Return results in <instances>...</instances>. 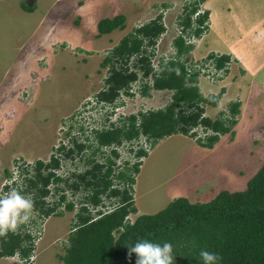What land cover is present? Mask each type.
I'll return each instance as SVG.
<instances>
[{"label": "rangeland", "instance_id": "rangeland-1", "mask_svg": "<svg viewBox=\"0 0 264 264\" xmlns=\"http://www.w3.org/2000/svg\"><path fill=\"white\" fill-rule=\"evenodd\" d=\"M36 1L0 0L1 195L4 194H2V186L6 183V179L12 175L13 168L18 163H23V160L35 163L39 156L48 158L53 142L55 146H58L59 140L64 138V130L59 132L62 125L74 123L76 120L73 118L76 116L82 115L83 120L84 117L85 119L86 117L92 118L106 112V109H99L95 100L96 95L105 88L106 79L109 76V67L102 65L103 59L111 51V48L116 43L118 44L136 25L154 18L158 14V9L164 6V3H160L155 8L154 4L157 2L155 0H96L93 5L79 9L77 5L74 6L75 3H72L71 0H38V3ZM22 2L28 7L35 6L37 9L30 13L21 6ZM181 4L177 2V5ZM178 10L179 8H176V11ZM45 12L47 14L42 19V14ZM117 15L126 16V28L116 30L112 36L110 35L111 37L98 38L99 21L111 19ZM172 20L170 19V22ZM52 42L59 44L53 49L55 55L52 54V50H49ZM80 43L85 44L88 50L84 51L85 49L80 47ZM163 48H166V45ZM224 81L225 79L217 85H221ZM198 85L199 83H197L199 88L200 85ZM142 88L143 86H132L130 93L133 97L132 99L125 97L121 109L117 110L120 115L122 112L129 114L136 111L141 114V110L143 112L164 108L170 102L168 98L174 94V91L156 92L152 89L149 96L145 97L142 94ZM253 99L250 105L252 111L257 114V118L262 119L255 125L258 130L261 127L258 124L264 122V90L255 93ZM84 104L88 105L85 110H88L89 107L95 110L91 113H82L81 108ZM207 107L205 105L206 109ZM223 108H226L225 105ZM70 116H72L71 121H62ZM255 127L252 132L256 131ZM74 131L77 132V128L70 132L71 137L67 141L72 140L76 134ZM227 135L229 136L223 135L221 138L231 137L230 134ZM171 144L172 146L169 144L162 147L153 159V163L157 161V169L160 171L158 179L166 184L160 185L157 193L143 195L138 199V204L141 207L150 209V201L159 197L160 201L154 207L155 210L158 209L156 213L166 208L171 201L168 188L178 186L179 183L186 180L184 178L191 177L188 179V184L182 188V190H187L190 195L195 186H199L201 183H204L202 188H205L209 186V183L213 185L216 181L219 182L222 169L227 168L230 171L234 169L233 174L236 173L235 170L239 172V175L243 172V175L240 176L242 180L238 178L237 181L232 182L238 191H242L241 189L244 190L248 181L257 173L258 165L263 163L264 151L263 154L251 156L248 154L246 145L241 141L230 146H226L229 144L226 143L214 152L207 153L205 151L202 157L194 149L195 144L189 139L176 137L172 139ZM130 147L131 150L137 149L139 142L133 143ZM92 150L90 149V151ZM126 156L128 154L123 158L127 160ZM163 157L165 160L159 164ZM199 157L201 158L198 162L187 166ZM104 161H106L105 156L99 159V162ZM123 162L124 160L121 159V163ZM68 164L69 161L63 166L69 168ZM183 165L187 170L181 168ZM195 169L200 170L203 176L195 173ZM6 170L11 174L9 177L3 176ZM42 172L46 174L47 170L43 169ZM176 172L177 174L179 172L180 176L174 178L175 185L167 184V178ZM61 174L66 175L65 170ZM69 180L72 179L69 178ZM147 184L146 177H143L140 185L141 190ZM241 185H243L242 188ZM38 188H41L40 184ZM82 191L85 190L80 189V193L77 192L76 202L79 199L83 202L82 200L88 193L87 191L84 194ZM137 194L136 191V196ZM111 200L107 199L105 205L120 202L116 199ZM34 215L35 213L26 223H29ZM140 215L141 213L137 211L132 213L130 218L134 222ZM76 218L77 214L74 210H67L62 215L53 212L50 216L45 217L40 224L34 226L31 230L34 235L32 243L35 247L32 264H62L61 256L64 255L66 246L64 241L73 231ZM23 224H19L15 231L23 232ZM0 264H26V261L22 260L19 255H15L14 257L0 258Z\"/></svg>", "mask_w": 264, "mask_h": 264}, {"label": "trees", "instance_id": "trees-1", "mask_svg": "<svg viewBox=\"0 0 264 264\" xmlns=\"http://www.w3.org/2000/svg\"><path fill=\"white\" fill-rule=\"evenodd\" d=\"M203 1L198 0L192 4L188 15L182 21L186 27L191 24L190 15ZM21 6L30 13L36 9L35 6H26L24 2ZM160 18L159 16L129 32L103 59L102 65L109 67L110 76L106 81L109 89L107 87L101 91L99 94L101 99L114 102L119 91L127 89L129 84L137 79L136 72L128 71V63L134 54L142 51L144 38H149L154 44L164 31L163 25L159 22ZM208 19L209 12L206 11L200 17L199 24L202 25ZM126 21L125 15L99 21V37L117 29L124 30ZM201 32V29L196 30L198 35ZM175 45L180 54H188L193 49L192 46H186L182 38L176 39ZM229 60L230 57L225 55L216 58L218 67H223ZM141 63L142 65L136 66L141 67L147 76L151 71L147 58H143ZM197 83V76L187 78L183 63L169 62L156 78L154 88L159 91H174L171 105L141 113L139 127L136 125V117H129L123 127L100 133L99 144L115 141L123 143L144 135L156 145L165 137L183 134L195 139L200 146L213 149L221 140V135L230 134L232 139L235 136L234 127L237 120L226 121L223 112L215 119L204 116L205 105L218 106L221 94L205 98ZM142 92L144 96H148L150 89L145 86ZM240 107V102H231L226 108L235 117L241 113ZM199 125L219 135H211L205 139L197 138L198 134L193 130ZM87 159L86 172L81 175L78 182L69 184V187L80 189L81 186H85L91 194L86 201L94 206L100 205L101 195L110 191L109 197L119 199L120 205L113 212L95 220L86 207L82 208L77 214L74 231L69 234L68 244L64 248L65 253L61 256L62 264H136L137 256L133 253L129 258L128 248L140 240L160 244L170 242L173 245V264H204L199 255L201 250L218 254L220 259L216 264H264V164L248 181L245 190L235 192L224 190L205 203H192L185 197H179L158 213L140 215L133 224H130L125 222L126 217L137 212L132 187L136 180L131 173H139V165L135 164L134 168L127 167L115 176L111 160L105 165H99L93 159ZM102 166L106 171L102 170ZM53 176L51 173L48 177H43L39 173L38 182L42 181L47 185ZM115 177L128 186L121 190L111 189ZM56 181L61 180L57 178ZM38 182L30 181L33 185L39 184ZM62 200H65L64 196ZM36 209L47 216L54 212L53 208L45 209L38 203ZM67 210H74L73 203L67 205ZM58 214L62 215L63 212ZM0 242L2 244L0 258L14 256L17 252L26 258L33 252L32 236L26 232L0 235Z\"/></svg>", "mask_w": 264, "mask_h": 264}, {"label": "crops", "instance_id": "crops-1", "mask_svg": "<svg viewBox=\"0 0 264 264\" xmlns=\"http://www.w3.org/2000/svg\"><path fill=\"white\" fill-rule=\"evenodd\" d=\"M71 1L72 3H75L74 6L77 5V8L80 9L82 7L93 5L96 0ZM185 1L186 0H155L156 4H154V7L157 8L160 3H169L171 5L177 4V2L183 3ZM36 3H38V0ZM202 5L206 11L209 12V29L199 44L194 47L193 55L196 58H202L212 54L225 55L231 57L234 60V63L229 75L221 85L210 84L205 80H201L199 81L200 86H198L201 94L205 98L221 94L218 106L207 107L206 115L209 118L215 119L224 105L227 107L231 102H240L241 113L238 115V123L234 128L235 136L232 139L231 137L228 139L221 138L213 149L202 147L194 139L183 134H175L159 140L152 152L145 157L136 177L134 202L137 211L141 213V215L154 214L158 210H155L154 207L158 205L160 201L159 197H155L154 200L150 201V209L141 207L140 204H138V199L143 195L148 196L149 194L157 193L158 187L162 184H166L158 179L160 171L157 169V161L153 163V159L162 147L169 144L172 146V139L176 137L189 139L195 144L194 149L199 152L201 157L204 156L203 153L205 151H207V153L214 152L219 150V148L226 143H229L226 146H230L235 145L240 141L246 145L248 154L251 156H254L255 154L259 155L260 153L263 154L264 151V122L258 124L261 126V130L259 131L260 128L257 130L255 125L259 121H262V119L257 118V114L252 111L250 106L251 102L254 100V94L260 93L264 90V0H204ZM150 6H152V3H150ZM46 14V12L42 14V19L45 18ZM115 31L110 34H105L103 37H111ZM68 43L71 44L69 41ZM57 45L59 46L58 42H52L50 45L49 50H52V54H54L53 49L56 48ZM80 47L84 48V51L87 49L85 44L80 43ZM165 91L167 92L168 90ZM254 127L256 128V131L252 132ZM201 157L195 158L193 162L191 161L192 163L187 166H190L191 164L194 165ZM164 160L165 158L163 157L159 164ZM263 164L264 157L262 165ZM262 165H258L256 170H259ZM181 168L187 170L185 165ZM204 168L207 169V167ZM232 171H234V169H231V171L227 168L222 169L219 182L216 181L213 185L209 183V186L205 188H202L204 183H201L199 186H195L193 193L190 195L187 190H182V188L188 184V179L191 177L184 178L186 180L176 186L173 183L174 178L180 176V173L178 172L177 174L176 172L167 178V184L173 183L175 185L168 188V192L171 196L170 200L173 201L176 198L185 197L192 203H205L214 199L221 191H238L232 182L237 181L238 178L242 180V177L240 176L243 175V172L239 175L237 170H235V174H233ZM195 173H198L199 176H203L201 175L200 170L195 169ZM143 177H146L148 184L143 190H141L140 185L142 184ZM221 183L222 185H219ZM242 186L243 185L240 187L242 188ZM136 191L138 192L137 196Z\"/></svg>", "mask_w": 264, "mask_h": 264}, {"label": "built area", "instance_id": "built-area-1", "mask_svg": "<svg viewBox=\"0 0 264 264\" xmlns=\"http://www.w3.org/2000/svg\"><path fill=\"white\" fill-rule=\"evenodd\" d=\"M198 0H186L181 5L177 4H169L167 6H162L158 9V14L152 18L156 19L157 17L160 18V23L164 27V31L159 35V37L155 40L156 42L152 44L150 42L149 38H144L142 51L138 54H135L131 57L129 63H128V71L132 72L135 71L138 74V78L130 84L131 89L132 86L136 85L138 87L143 86V84H148L149 86L154 85V80L157 78L160 73L162 72L163 68L172 61H179L184 64L187 78L197 76L198 83L201 80H205L210 84H219L224 79L227 78L229 75V72L232 69V65L234 63V60L230 58L229 61L225 63L223 67H218L216 58L221 57L219 54H215L214 57H210V55L204 56L202 58H196L193 55V49L188 54H180L178 52V48L175 45V40L178 38H182L184 40V44L186 46H192L195 47L199 44L203 36H205L209 29V21H205L202 25L199 24V19L202 15L206 13V9L203 7L202 3L199 4L198 9L190 15L191 24L189 27H186L182 21L184 18L188 15L189 10L191 9L192 4H194ZM176 8H179L178 11H176ZM188 8V10L186 9ZM170 19H173L172 22H170ZM151 20V19H150ZM150 20H147L148 22ZM147 22H140L137 25V28L142 27ZM201 29L202 32L200 35L196 33V30ZM166 45V48H163V46ZM143 58H147L148 64L151 66L152 71L149 74V77L147 79H144V70L139 67L136 68V62H141ZM142 65V63H140ZM130 89V91H131ZM126 91L120 90L119 96L117 97L116 101L119 102L121 100L124 101L125 97L128 99H132L125 93ZM169 103L166 104V106L171 105L172 98L169 99ZM121 107H118L117 110L119 111ZM179 110V109H178ZM221 112L224 113V119L226 121L231 120H237L238 116H232L231 113L227 110V108H222ZM119 113V112H118ZM137 114V126L139 127L141 124V117L140 114ZM123 116H127L128 114L122 112ZM206 116V114L204 115ZM118 118V115H117ZM64 128H60L59 131H62ZM193 131H196L198 136L197 138L205 139L208 136L211 135H219L218 133L214 132L211 129L206 130L202 125H199L197 128H195ZM192 131V132H193ZM135 142H139V147L137 149L131 150V145ZM107 147V148H106ZM104 148V151L106 152L105 156L111 157L112 159H115L113 156V153L111 151H115L118 154V158H116L117 163L114 165V175L117 176L121 170H125L127 167L134 168L135 164H138L139 167H141V164L143 163L146 155L150 154L154 148L153 142L151 139H149L147 136H140L137 139H133L132 141H124L123 143H113V145L106 146ZM144 152L141 154L140 152ZM128 154V159L123 158L124 155ZM130 157H133L132 159ZM121 159L124 160L123 163H121ZM24 166H27L26 163H18L15 168H13L12 176L15 177L14 180L21 179L23 176L22 174V168ZM124 167V168H123ZM59 169L54 171V178L50 181L47 189L51 194L54 195L52 198H50L47 201V206L54 209V212H66L67 211V205L69 203H73L74 205V211L76 214L80 213L83 207H86L88 209V212H90L93 215V220L101 217L102 215L109 214L113 212L115 209L118 208L120 205V202L113 203L111 205L107 204L105 205L106 200H119L114 197H109L110 191H107L106 194L101 195V203L98 206H94L90 202L85 201L86 197H90V192L86 194L85 198L75 201V198L77 196V192L73 188H70L66 185H64L61 182L55 181V178H57L60 173ZM134 179L136 180L138 173H131ZM46 175V174H44ZM29 178L35 179L36 176L34 172L31 170L29 173ZM128 185L124 184V182H121L119 179L115 177L113 186L111 189H124ZM133 190L135 189V184L132 185ZM130 188V187H129ZM65 197V200L63 201L62 198ZM78 196L79 193H78ZM134 196V194H133ZM77 199V198H76ZM111 200V201H112ZM106 211H105V210ZM100 212L102 214H100ZM45 218L44 215L37 217L36 222L31 219L28 223V228L26 230V233L30 234L31 236H34L31 232V230L34 228V226L40 224L42 220ZM127 223H134L132 219L130 218V215L126 217ZM123 230V228H121ZM74 231V230H73ZM13 232V231H9ZM8 232V233H9ZM18 231H14L13 233H16ZM20 232V231H19ZM33 238V237H32ZM66 244L68 243V239L64 241ZM29 264V263H26Z\"/></svg>", "mask_w": 264, "mask_h": 264}, {"label": "clouds", "instance_id": "clouds-1", "mask_svg": "<svg viewBox=\"0 0 264 264\" xmlns=\"http://www.w3.org/2000/svg\"><path fill=\"white\" fill-rule=\"evenodd\" d=\"M167 5H169V4H167ZM153 20H155V19H151L149 22L145 21V22H147L145 24H148ZM136 28H137V25L135 26V28H133V30ZM143 43H144V41H143ZM117 45H115V46H117ZM113 48H111V50ZM193 49H194V47H193ZM110 52H108L107 55ZM221 56H223V55H221ZM140 63L141 62H136V64H140ZM138 68L139 67L136 66L135 69H138ZM151 71H152V68H151ZM132 72H135V71H132ZM136 74H137V72H136ZM149 74L147 76L144 75V79H147L149 77ZM109 76H110V72H109ZM108 77H107V79H108ZM137 78H138V74H137ZM107 79H106V81H107ZM155 80H156V78H155ZM155 80H154V84H155ZM130 84H129V87H127V89H124V90L126 91L125 92L126 95H128L129 97L132 98L133 96L130 93V89H131ZM106 85H107V83H106ZM106 85H105V88L103 90L107 89V87L109 89V85H107V86ZM145 86H147L150 89V91L153 89L156 92H165V90H163V91L156 90L154 88V85L149 86L147 83H146V85L143 84L142 91L145 88ZM103 90H101V91H103ZM101 91L96 95L95 100H96V104L99 105V109L100 110L106 109V112L100 113L99 116H94L92 118H95L97 120H99V119L108 120V121H110V126H114L116 128L123 127L124 124L128 121L129 117H131V116H135L137 119V114L135 112L129 113L127 116H123L122 113H121V115L118 113L117 108L121 107V104H123V102H124L123 100H121L119 102L116 101L119 94L117 95L114 102H110V101H106L104 99H101L99 97V94L101 93ZM142 94H143V92H142ZM149 94H150V92H149ZM148 96H145V97H148ZM171 98H173V96ZM169 99H170V97L168 98V100ZM165 107H167V106H165ZM148 111H150V110H146L143 112L141 110V113H147ZM113 114H117L118 118L116 116V119L114 121H111L112 120L111 115H113ZM205 114H206V112H205ZM206 117H208V116L206 115ZM85 123H86V121H85ZM100 123L102 125H105L104 122H102V121H100ZM221 137H222V135L220 136V138ZM89 141H90V145L92 146V149H93L92 151H99L102 154L101 156H105L106 152L103 150L104 147L101 144H99L98 136L91 135V137L89 138ZM65 143H66L64 146L65 150H66L65 152L74 151V149H76V145L80 144L78 142L77 134H75L72 137L71 141L69 140ZM107 146H110V144ZM154 147H155V145H154ZM111 152L113 153V156L115 157V159H112L111 157L105 156L106 161H104V162H99L98 157L93 158V160L95 161V163H98L99 165H105L108 160H111L112 163L115 165L117 163L116 158H118V154L115 151H111ZM90 166H92V165H90ZM66 168L67 167L64 168L66 175L61 174V172H59L60 175L57 178H59L61 180L59 182H61L64 185L69 187V184H72L73 182H78L79 180L74 178V176H73L74 171L70 172L69 168H67V169ZM31 170L34 172V174L36 176L35 179H31L28 176ZM51 173L52 172H50L49 175ZM21 175L23 177L21 179H17V180H14L15 177L13 178V176L11 175L9 178L6 179V183H4V185H3V188L7 189V192H3L4 194L2 193L3 195H0V235H7L9 233H13L17 229L18 225L23 224V223H24L22 225V227H24L23 232H26V230L28 228L27 227L28 223H26V222L29 221L31 215L34 213H35V215L32 217V219L35 222L37 220L36 218L39 216L44 215L45 217H47V215L42 213V211H40L39 209H36V204L38 203V204L42 205L45 209H49V207L47 206L46 200H48L50 198V196L53 198L54 195L49 192V190L46 188V186H43V190L47 191V193L45 195L43 193L34 194L33 190L31 189L32 184L30 183V181L38 182L39 173L37 172V164L36 163H34V164L29 163V164H27V166H24L22 168V174ZM46 175H44V176L48 177V175L47 176ZM69 178L72 180H69ZM39 184H41V183H39ZM80 189L85 190V191H82V193H84V194H86L88 191V190H86V188H84L82 186ZM89 192L90 191H88V193ZM87 198L88 197H86L85 201L87 200ZM129 215H132V213ZM125 222H126V220H125ZM130 224H133V223H130ZM9 231H13V232H9ZM1 247H2V244L0 242V250H1ZM34 249H35V247L33 244V251H34ZM128 249H129V258H131L133 253L136 254V256H137L136 264H173V245L170 242H164L163 244H160V243L152 242L149 240H140V241L136 242L134 246H131ZM15 255H19L22 260L26 261V263L32 264L31 260L33 258V252L30 254L29 257H26V258H23L22 255L18 252ZM199 255H200L201 259L204 261V264H216V261H218L220 259L218 254L209 252L207 250H201ZM14 256H10V257H14Z\"/></svg>", "mask_w": 264, "mask_h": 264}, {"label": "flooded vegetation", "instance_id": "flooded-vegetation-1", "mask_svg": "<svg viewBox=\"0 0 264 264\" xmlns=\"http://www.w3.org/2000/svg\"><path fill=\"white\" fill-rule=\"evenodd\" d=\"M89 101V100H87ZM87 105V104H86ZM84 104V106H82L81 108V111L82 113H91L93 110L95 109H90L91 107H89L88 110H85L86 106ZM84 109V110H83ZM116 116L117 114H113L111 115L112 117V120L111 121H114L116 119ZM74 117L73 119L76 120L74 121V123L70 124H66V126H63L62 125V128H64L63 130V134H64V138L63 139H60L59 140V145L58 146H55V143L53 142L52 144V148H51V151H50V155L48 156V158L46 156H44L45 158L43 157H38L37 160H36V164H37V172L38 173H41L43 177H45L43 175V169H46L47 170V175L49 176V173L52 172L54 173V171H56L57 169H59L60 172H62L65 168V166H63V164L67 161H69V171L70 172H73V176L75 179L79 180L81 178V175L84 174V172H86V169H87V165L85 160H88L87 158H97L100 159L102 154L99 152V151H90V149H92V146L90 145V141H89V138L91 137V135H96L99 137L100 133H103V132H110L112 130H115L116 127L114 126H110V121L108 120H103V119H95V118H87L84 120H82V115ZM66 118L62 119L63 122H67L68 120L72 119V116H70V118ZM71 121V120H70ZM86 121V123H85ZM100 121L104 122L105 125H102L100 123ZM78 122V123H77ZM85 123V124H84ZM101 124V125H100ZM77 128V132H75L77 134V137H78V142L80 144H77L76 145V149H74V151H70V152H65V142L71 137V134L70 132L73 131L75 128ZM60 130V129H59ZM60 132V131H59ZM58 132V133H59ZM56 138H57V135H56ZM57 141V140H56ZM113 143H118V141H115V142H112V143H109L110 145H113ZM109 144H103L102 146L103 147H106L107 145ZM94 153V154H92ZM92 155H94L92 157ZM24 162L26 160H23ZM31 162V161H30ZM30 162H27L26 163H30ZM17 163V162H16ZM57 165H56V164ZM30 164H34V163H30ZM72 167V168H71ZM102 170L103 171H106V168L104 166H102ZM78 169V170H76ZM10 175V172L9 171H5V174L3 176L5 177H9ZM46 175V176H47ZM54 178L51 177L50 181ZM39 179V178H38ZM57 178H55V181H56ZM0 181H1V178H0ZM49 181V183H50ZM38 183H41L40 186L41 188H38L39 184H32V190L33 192L35 191L34 194H37V193H42L45 195L47 193V191L43 190V186H46V188L48 187L49 183L46 185L44 182L40 181ZM3 187V186H2ZM84 188H86L85 186H82ZM75 192H79V189H74ZM3 192H7V189H4L3 188ZM1 195V193H0Z\"/></svg>", "mask_w": 264, "mask_h": 264}]
</instances>
